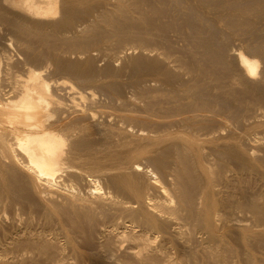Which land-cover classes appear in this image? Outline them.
Masks as SVG:
<instances>
[{"label":"bare ground","instance_id":"bare-ground-1","mask_svg":"<svg viewBox=\"0 0 264 264\" xmlns=\"http://www.w3.org/2000/svg\"><path fill=\"white\" fill-rule=\"evenodd\" d=\"M5 1H6V3L8 2L10 6H12L13 8L16 9V10L14 9L15 10L14 12H17L16 15H17L18 19L16 17V20H15L14 19L15 16L10 15L11 18L13 17V19L15 21L14 22L12 21L13 23L11 21H8L9 25L7 24V21H5L6 24H4V25H6V28L8 26L10 28V30L13 31L14 37H16V41L15 40L14 41L17 42L18 46L17 45L16 46L19 47L20 50H18L19 55H18V51L16 52V54H15L16 57L13 56L14 54L10 56L6 50L7 49L6 46H9V44L8 43H5V44L2 43L3 47L0 46L1 47L0 48V65H1L0 68L2 67L1 63H3V65L5 64L4 66H7L6 68H8V69L12 70V68H13V70H14V67H15V69L18 68L21 71L19 70L20 74L18 73L19 71L17 72V75L14 78L13 86H12L11 90L8 91V90L0 89V220H2V221L3 220H9L10 221V219L7 215V214H9L12 217V221L16 222V223H14L11 221L10 225L12 226L13 225L12 223H14L16 225L19 223V225H17V227H19V226L20 227H19V229L14 228V231H9V230L3 231L4 229L6 230L8 228H4L2 226V229L3 228L4 229L2 230V232L0 230V260H3L5 255L9 256L8 255V253H9L10 255L12 254V258H14V259L9 260L8 259L9 257H8L7 260L8 261H17V262H20V264H22L21 261L24 259L30 260V258L32 257L31 259L33 260L34 256H35L34 257L35 261L37 259L36 256H45L47 258L49 257L53 264H63L65 262V259L69 258L68 264H70L69 263L70 262L69 260L71 259L70 255L74 254V256H77V255H75V253L81 251L79 249L80 247L78 248L76 246V244H77L76 241L78 242L79 239L76 240L75 232L73 231V224H75V221L73 222V219L80 218V216L82 218V216H84L85 218L87 217L86 218L87 221L84 220V222L86 221L87 225H88V222H89V224L93 223L94 219L96 220L94 223H96L98 220L100 221V224L97 223L98 228H99V229L97 228L98 229L97 235H99L98 240L99 239L102 240L105 237H108L109 234H111V235L114 234V236L117 235L118 236L117 238L121 241H123V240L126 241L128 238V240H129L128 243L130 242L128 245H130V246L127 249L130 252H128V251L127 252L130 255H132L134 257V259L136 258L135 260L138 261L139 264H152L154 261L156 262L159 259V257L164 259L162 261L163 264H164V262L169 263V262H172L173 260H177V262H178V259L180 260L181 257H184V259L182 258L183 260H180L181 262L184 260L186 261L185 256H187V251H184V248H186L187 245H185V243H187V240L188 241L190 240L189 242L191 244L194 243L191 241V239L189 237H188L189 238L188 239L187 238L188 235H186V231H187L186 227L188 225L191 226V224L189 223L190 221L196 220V221L200 222L201 228H200V226L199 227L197 226L199 223L197 225H196L195 221L193 223H195V227L197 226L198 228L201 229V230L199 229L200 231L204 230V232H205V234H207V236H209V237L211 236L212 237L211 239L215 238V234L219 233V230H218L219 228L225 226V225L222 226L223 225L222 221H224V219L221 220L222 210H220V209L223 206L221 208H218L219 205H221L220 202L224 203L221 201V196H222L221 190L222 189L219 187V184H218L219 182L217 181V175H216V168H218L217 167L218 165H216V164H219V162L216 163L217 162V161H215L216 157L214 158L215 153H216L215 156H218V155L221 156L223 153L220 154L221 153V151H220L218 154L216 151V146L218 145L217 140L219 139V136L217 134V131L219 132V130H218L219 126H218V128H217V126H214L215 125L214 121H215V123L218 122V124H219V121H217V120H219L218 118L220 117L219 115L221 113L218 114L219 108H218V112H217V104L223 103L224 101H222L223 98H221V96L218 93H219V89H221L223 87L226 88V84L228 83L227 77H226L227 82H226V80H224V78L222 79L223 76L220 77L214 73L213 74L215 76L214 75L210 76V74H209V76H207L208 79H205L206 77L203 78L204 76L203 77L201 76V78H200V75H204L207 71H205V73L203 74V71H201V68H200V70H198L196 72L193 71V73H191V71H189V72L187 71V73H186L185 70L190 69L187 67L189 64H184L185 61L183 63L182 60H180L178 58V56L177 57L175 56L174 58H169L167 56L168 53L167 54L163 53V51H164L163 48H162L163 49L162 52H158L156 49H152L153 47L150 48L151 50L147 49V50H150L148 52L156 54V55L155 54H153V55H155V58H158L157 61L163 55L161 57V60L162 61L164 60L163 62H165V59H162V58H164V56L166 55L165 57L167 60L176 63V64L173 63V66L171 65V67L174 68V69L173 68L172 69L175 72L176 71L179 72L178 69H180V68L181 69L186 68L185 70L182 71L183 75H180V74H177V72L176 73L174 72V74L176 76H178V79H176V80H175L176 77H173L174 75L170 74V76L168 77L166 75L167 73H163V75L164 74L166 75V77H167V78L165 77L166 79L162 78V80H161V76H159V75L158 76L155 75V76L157 78L159 77L160 79H155V80L150 79L151 81L160 85V87H159V85L152 84L156 87L158 86V88H159V89H157L158 96L161 98L164 97V99H166L170 102L172 101L173 107H174V104H176V105H177V103L181 104V110L178 108L180 112L175 111L176 109L174 110V108H175L174 107L173 110L177 114H174L172 117L170 115H166V114H165L166 116H164L163 114L167 113L171 109H169L168 107L166 108V106L165 107L162 106V108H163V111H162L163 116L162 117L163 118L160 116L162 119L161 120L162 124H160L161 127H159L158 129L155 127V130L151 129L152 132H150L148 134H147L148 129L147 130L144 129L147 132L144 133V135L142 134L143 136H141V134L136 133V134H138L139 139L138 138L134 139L133 137H129L130 131H128V128H127V131L129 133H127V134H129V136H128L129 140L127 138H125L124 136L127 135L126 134L127 131L124 128H126V126L124 128H122L123 130L118 129L117 132L121 131V136H123L122 132H123V134H125L123 137L126 139V141L123 139L122 144H123V146L125 145L126 147H124L122 149H125V148L126 149L122 150V151L118 150V151L113 152L111 150H108L109 148L106 149L107 147L106 148H103V147H105L107 145L112 146L113 144H115L112 141H114V142L118 141L117 139H116L117 141L111 140V139H113L114 136H118V135L113 134V133H117V132L113 129L112 126H111L112 131L109 130V129H111L110 127L108 129L109 132L104 131V130L106 129V127L108 128V126H105V125H108L107 123L110 121V118L113 115V113L115 114L114 110L117 108L113 109L110 106V108L114 112L112 110L111 111H107L104 109L101 110V108L104 107L103 104L105 102H107L108 100L102 103V101H104L106 99L103 97L104 98V100H103L102 98L99 97L100 95L104 96V95H111L110 93L113 94V92L108 91L107 90L108 88H106V85H108L110 83V81H109V83L108 82L105 83V81H108L109 78H107L108 80H106V77H104L105 81H103L104 79L102 78V76H104L103 74L105 73L106 69H108L110 67H109V65H107L108 64L107 63L105 65V67L103 65L101 66V67H103V69L102 68L100 69L99 67H98V69H96V68L93 69L94 68L93 64L95 63V60L98 63L97 58L99 57L98 56L99 54H101L102 57L101 56L100 57L103 58L104 60L107 59L108 60L107 62L110 61V62H114V63L116 62L117 63V62H119V60L123 59L127 55L130 57L131 55H129V54L131 52L134 53V51H136L134 49V47L125 46V47H123L124 49L121 47L122 51H120L119 48H117L118 50H115L116 47L114 48V46L119 45L121 41H119V44H118V42H116L117 40H114L117 43L114 45L115 42H113L112 39H114L116 36L114 37L113 35H115V34L117 35V33L113 34L114 32H112V27L108 26L110 24L107 25V23H109V22L104 23L110 29V32H109L108 31L109 29H107V27L105 26L106 27L105 29L107 30L108 35H109V33L112 32L113 35L112 34L111 35L114 38L107 36V38L109 37L110 40L104 39L103 42L101 39V42L103 44L101 43V45L99 46L98 49L96 48L97 46L92 49V50L95 49L96 53L99 52V54L97 55L98 57L95 56V54H94V57H97L94 61L92 60L94 63L92 62V64H89L86 61V63L91 65L93 68L92 67H91V69L88 68L89 70L84 71L83 73H79V72H74L72 70H69L68 68L67 69L61 68V66L56 67L57 63L54 60L56 56L52 51H51V53L49 52L50 46L49 47L45 46V47H47L46 49L49 50V51H47V53L48 52L50 54L53 53L52 56H55V57H52V56L50 57L49 56L50 54L47 56L45 53L44 54L46 56L41 54L43 56V57H41L39 55L41 50H38L37 53L35 51L33 52V50H31L32 48H30V46H32V44L34 45V43H33L34 40L32 39L33 42L30 40V38H32L33 36H29L28 39L24 37V34L29 33L31 30L35 31L34 33H38V35L39 34L42 36L44 35L47 38L50 37V39L51 38H53V39L54 38L55 39L66 38L65 40H68L69 39L68 36L70 34H72L74 36L78 35L80 37V35H83L86 32V30H91L94 25L100 24L101 21H103V20L105 21V19L106 18L108 19V17L110 15H111L110 18L113 17L115 13L114 14L112 13L114 10L111 12L112 9L110 7L112 5L109 7V6L105 5V3H103L102 5H104V6H102L100 9H98L95 13L93 11H95L96 8L95 9L91 8L92 12L94 14L89 13V14H92L90 17L79 20L78 22L77 21L74 22L73 20L75 18L72 20L68 16L71 13L70 11H69L70 13H68L69 6L74 0H5ZM76 1L78 2L79 0H76ZM178 1H180V0H177V2H176L177 5L180 4V2L182 0L180 2H178ZM190 1L193 3V5L190 4V6L192 7L191 10L195 14H197L194 11V10H196V9H194L196 6H197V11H199V13L205 12L207 14H212V16H209V15L207 16V14H206L205 15L206 17L199 14L198 16L200 17V15H201L203 17L202 18L203 20L200 18L202 21L199 22L200 21V19H199L198 22L195 21V23H198V24H194L193 21H189L191 19L189 17L191 14L189 11L190 8L188 10V8L186 7L187 10L189 11V13L187 11L189 16L185 12L187 17L189 18V19L187 18L188 19L187 21L189 23L193 22L190 24L187 23V25H189L188 28H191L190 29L191 31L193 29H196V28H200V29L202 27L206 28L205 26H207V28L210 27V29L215 30L214 25H216L215 24L216 19L221 20L222 18H223V22H224V19H225V21L226 20L231 21L230 26L236 27V31H237L239 19H237V21H238V22L236 21L237 23L233 24L234 20L236 18L230 17V15L236 14L237 16L236 15L235 16L238 17V15H239L238 13H241V12L246 13L247 11L250 10L248 5L251 2L252 3L255 2L254 0L253 1L252 0H244V1L243 0H190ZM257 1L259 2L261 0H257ZM80 2L81 1H79V3H77V4H82ZM85 2H87V1H85ZM93 2H94V0H93ZM147 2H149V1H147ZM173 2H174V0H173ZM87 3H88V5H86V6H88V7H90L92 5V3H91V5L89 6V2H87ZM101 3H100V5H101ZM157 3H159V2H157ZM196 3H198V4L196 5ZM259 4H261V3H259ZM73 5H75V4H72V6ZM93 5H95V4H93ZM168 5H170V4H168ZM250 5H252V4H250ZM254 5H257V4L253 3L252 6H254ZM76 6H78V5H76ZM81 6H84V5H81ZM121 6L122 5H120V7ZM133 6L134 5H132V7ZM185 6H187V4ZM261 6H262V4H261ZM74 7H72V9ZM78 7H80V5ZM115 7L116 6H114V8ZM152 7L153 6H151V8ZM171 7L172 6L170 5V8ZM85 8H82L81 11L83 9L85 10V12L87 11V9L89 10V8H87V9H85ZM155 8H153V10H155ZM180 8H181V5H180ZM180 8H178V9H180ZM255 9L258 10V8H255ZM261 9H262V7H261ZM2 10H4V9H2ZM2 10H0V12ZM70 10H71V8H70ZM115 10L117 11L118 9H115ZM123 10H125V9H123ZM176 10H177V8H176ZM120 11H121V9H120ZM183 11H185V9ZM261 11H263V9ZM74 12L76 13V10ZM252 12H254V15H255L256 10L254 11L252 9ZM73 13H71V16H73ZM75 13H74V15H75ZM77 13L79 15V11ZM176 13L178 14V11H176ZM181 13H183V12H181ZM8 14H9V12L5 15L8 16ZM80 14H82V13H80ZM86 14H88V13L86 12ZM132 14H135V13H132ZM151 14H152V12H151ZM179 14H180V12H179ZM195 14H193L194 17L196 16ZM261 14H260V18L262 16ZM78 15H76V16H78ZM123 15H122V17H123ZM142 15H143V13H142ZM182 15H185V14L183 13ZM254 15H253V17H254ZM257 15L258 14L256 13L255 16L257 17ZM2 16H4V14ZM2 16L0 14V18ZM115 16L117 17V15H115ZM246 16H248V15H246ZM251 16H252V14H251ZM251 16H248V18L244 17L242 24L246 23V24H248V26L249 25L251 26V23H252V25L255 26V28H256L257 27L256 25L259 23L256 21V19H258V18L254 17V20H255L254 21V20H252ZM73 17H75V16H73ZM159 17L160 16H158V20H159ZM8 18L10 20H13L10 17H8ZM19 18L21 19L20 20L21 22L19 21ZM123 18H125V16ZM240 18H242V17H240ZM260 18H259V20H260ZM9 19L6 18V20H9ZM112 19H115V18L113 17ZM112 19H108V21L110 20V23L112 21L114 22L115 20H112ZM116 19H118V18H116ZM261 19L263 21H260V22H264V18H261ZM154 20L157 21L156 19H154ZM165 20H163V21H165ZM174 20H175V18H174ZM2 21H3V19H2ZM118 21L119 20H117V22ZM182 21H183V19H182ZM133 22H134V20H133ZM151 24H154V23L151 22ZM173 24H174V22H173ZM10 25H11V27H10ZM100 25H103V23H101ZM112 25H113V23L111 24V26ZM116 25H113V26H116ZM144 25H145V23H144ZM161 25H163V24H161ZM240 25H239V28H240ZM243 25H242V27H243ZM258 25H260V24H258ZM91 26H92V28H91ZM96 26H94V28ZM133 26H135V25H133ZM175 26H177V25H175ZM250 26H249V28H250ZM89 27H90V29H88ZM97 27L99 28L100 26H97ZM103 27H104V25H103ZM126 27L127 26L125 25L124 28H126ZM227 27H229V26L227 25ZM261 27H263V26H261ZM100 28L102 29V27H100ZM120 28H122V26L119 27L118 30H116V31H120L119 30ZM99 29H97V30H99ZM101 29H100V31H101ZM114 29L115 28H113V30ZM153 29H154V25H153ZM162 29L163 28H161V30ZM172 29H174V28H172ZM251 29L254 30L253 27L250 28V30ZM106 30L103 31V29H102V32H106ZM123 30L126 32L125 29H123ZM123 30H121V31H123ZM128 30H130V29H128ZM136 30L137 29H135V31ZM262 30L263 29L258 31L255 29V31H253V32L251 30L250 32H252L253 37H249L248 39H246L248 42L247 44L251 45V47L254 48L255 50H259L261 47H264V33H261ZM180 31H181V28H180ZM191 31L188 33H192ZM204 31H202V32H204ZM92 32H94V29L92 30ZM125 32L124 33L122 32L123 35H125ZM132 32H131V34L135 33V32H133V33ZM165 32H166V29H165ZM193 32H196V31H193ZM240 32H241V30H240ZM89 33H91V31ZM122 33H121V35H122ZM158 33H160V32H158ZM197 33H199V32H197ZM210 33L213 34V32H209V33L207 32V34H208L207 38L208 39H205V40H208L211 43V42L215 41V37H214L215 35L211 34V36L214 37V41H212L213 37L209 38ZM93 34H94L93 36H95V33H93ZM97 34H99V33H97ZM102 34H100V35H102ZM30 35H33V34H30ZM40 35H39V37H42ZM121 35L119 37H121ZM128 35H129V31H128ZM192 35H194V34H192ZM223 35H225V34H223ZM74 36H72V37L74 39H77V37H74ZM84 36L85 35H83V37ZM93 36H90V37L92 38ZM136 36H138V35H136ZM151 36H152V34H151ZM246 36L248 37V35H246ZM39 37L37 36L38 39H39ZM83 37L81 38V40L83 39ZM90 37H89V39H90ZM95 37H97V36H95ZM117 37H118V35H117ZM10 38H11V36H10ZM139 38H140V36H139ZM185 38H187V37H185ZM205 38H206V36H205ZM38 39H36V40L39 43L41 41V38L39 40ZM44 39L46 40V42L47 41L50 42L49 38H48V40L46 38H43L42 40H44ZM53 39H52V43L55 42V43H57V46H58L59 43L56 42V40L53 41ZM86 39H87V37H86ZM218 39H221V38H218ZM118 40H119V38H118ZM190 40H191V38H190ZM197 40H194V41H197ZM7 41H8V39H7ZM63 41L64 40H62L61 42H63ZM84 41H86V40H84ZM87 41H89V40H87ZM126 41H127V39H125V42ZM131 41H133V40H131ZM142 41H145L143 39V37H142ZM151 41H153V40H151ZM184 41H186V40L184 39ZM201 41H203V39ZM217 41L218 40H216L215 42L217 43ZM37 42L35 41V43H37ZM59 42H60V39H59ZM67 42L68 41H66V43ZM78 42H82V41L79 40ZM78 42H76V43H78ZM128 42H130V40ZM135 42H134V44L136 45ZM192 42H191V44H192ZM218 42H220V40ZM71 43L72 42H70V43L68 42L67 44L70 45ZM122 43H124V42H122ZM122 43H121V45H122ZM187 43H189V42H187ZM202 43H204V42H202ZM202 43L200 42L201 45H202ZM210 43H209V45H210ZM222 43H224V44H222ZM222 43H220V44L221 45L229 44V41L226 43H225V41H223ZM42 44L45 45L46 43L45 44L42 43ZM94 44H95V41H94ZM94 44H91V45H94ZM146 44H148V42ZM212 44L213 43H211V45ZM43 45L41 46V42H40V45L37 44L38 49H42ZM50 45H53V44H50ZM60 45H61V43H60ZM62 45L65 46L64 43ZM62 45H61V47H63ZM77 45H79V44H77ZM145 45L143 47H145ZM209 45L205 44L204 47L209 48L210 47ZM255 45H257V46H255ZM39 46H41V47H39ZM169 46L171 47V45H169ZM34 47H36V46H34ZM54 47H55V45H54ZM212 47H214V46H212ZM224 47L226 48V46H224ZM248 47L249 46H247V48ZM64 48L65 47H63L61 49L63 50ZM66 48H65L66 51L70 50V49H68L69 46ZM74 48L75 47L73 45V48H71V49H74ZM76 48H77V46H76ZM229 48H231V47H229ZM33 49H35V48H33ZM50 49H52V48H50ZM78 49H79V47H78ZM87 49L90 50L91 48H87ZM87 49L83 48L82 50L86 51ZM96 50H98V51H96ZM235 50L236 49H234V51H233L234 53H233L231 59L233 58V56L235 57V59L237 61V69L240 71L239 75L238 74L236 75V73H238V72L235 71L236 72L235 76L238 78L241 74V80H243L244 82H250V83L255 82V84H253V83L252 84L257 85V87H259L258 84L260 85V84L264 83L263 82L264 79H263V81L261 79V78H264V66L262 67L260 65V64H262L261 62H263V64H264V51L261 52L262 56H261V53L259 54L260 56L259 55L257 56V55H255V53L253 55V52H255V50L254 51L252 50L253 52L251 53V56L253 55V57H249L248 54L246 55L245 52L240 51V48H239V50H236V51ZM248 50H246V51H248ZM43 51H44V49L42 50V52ZM55 51H56V49L54 50V52ZM64 51H63V54L66 53V51L65 52ZM71 51L73 52V50H70L69 53ZM76 51L77 50H75V52ZM78 51L80 52V50H78ZM141 51L142 50H140V52ZM224 51H226V50H224ZM45 52H46V50H45ZM57 52H58V54H59V52L61 54L62 51L58 50ZM212 52L210 51V53H212ZM250 52H248V53L250 54ZM76 53L78 54V52H76ZM86 53L80 52L79 53V54H81L80 57H83L82 54L85 55ZM89 53H91V52H89ZM136 53L137 52L134 53L135 56L137 54L140 55L139 53H137V54ZM145 53L146 52L144 50L143 55ZM75 54H74V56H75ZM146 55H149V54L146 53ZM171 55H169V56H171ZM174 55H175V53H174ZM225 55L228 56L229 54H225ZM69 56L71 57L72 55L70 54ZM86 56H85V59L86 58L89 59L88 53L86 54ZM182 56L183 55H181V57ZM188 56H189V54H188ZM230 56H231V54H230ZM255 56H257V57H255ZM58 57H61V56H58ZM62 57H63V55H62ZM64 57H63V59H64ZM66 57H68V55ZM70 57H69V60H70ZM76 57H77V55H76ZM76 57H75V59H76ZM131 57H130V59H131ZM171 57H173V56H171ZM223 57L221 56V58H223ZM52 58H54V59H52ZM152 58H154V57H152ZM175 58H177V59H175ZM221 58H219L220 62H221ZM60 59L62 60V58H60ZM90 59H92V58L90 57ZM134 59H135V57H134ZM77 60H79V59H77ZM100 60L102 61V59H99V61ZM125 60L126 59H124V61ZM187 60H189V59H187ZM212 60H213V58H212ZM225 60H227V58ZM232 60H234V58ZM56 61L58 62L59 60H56ZM65 61H67V60H65ZM160 61L157 63L159 64ZM236 61H235V63H236ZM70 62H73V61H70ZM172 62H169L168 65L171 64ZM120 63H123V61ZM154 63H153V65H154ZM231 63H230V65H231ZM68 64L71 65V63H69V62L67 63V65ZM101 64H104V63H101ZM206 64H208V62ZM209 64H211V63H209ZM61 65L63 66V64H61ZM74 65L75 64H73V66ZM89 65H87V67H90ZM95 65H96V63H95ZM153 65L151 67H153ZM168 65H166V68L168 67ZM227 65H228V63H227ZM82 66H84V65L82 64ZM114 66L111 67V69L114 68ZM116 66H117V68L119 67V65H116ZM116 66H115V68H116ZM135 66L136 65H134L133 68ZM193 66H194V64H193ZM260 66L263 68L262 70H260ZM54 67H55V69H54ZM59 67L61 69H58ZM65 67H66V65H65ZM75 67H76V65H75ZM78 67L80 68L81 66H78ZM123 67H124V65H123ZM130 67H129V69H131ZM163 67L165 68V66H163ZM126 68H128L127 65H126ZM140 68H141V66H140ZM140 68H139V70H140ZM162 68L159 67V69H155V70L157 71V73H161L160 69L162 70ZM116 69L114 70L115 72L113 71L114 73L113 72H111V73H113V76L117 77L119 74L117 75L118 70H116ZM147 69H148V67H147ZM172 69H171V71H172ZM234 69H236V68L234 67ZM17 70H15V71H17ZM126 70L127 69H125V71ZM155 70L153 69L152 71H155ZM107 71H106V73H107ZM141 71H142V69H141ZM169 71L170 70H167V72H169ZM229 71H231V69ZM80 72H82V71H80ZM122 72H124V70H122ZM147 72H148V70H147ZM162 72H163V70H162ZM209 72L212 73L211 71H209ZM131 73H132V71H131ZM157 73H155V74H157ZM233 73L234 72H232V74ZM101 74H102V76H101ZM184 74L185 75L188 74L187 79H185V77L183 78ZM163 75H162V77H163ZM95 76H99L103 80H100L99 78L97 79V77L95 78ZM116 77H113V78H116ZM133 77H134V75H133ZM232 77L233 76H231V78L229 77L230 83L235 84L238 79L236 77H233V78ZM113 78H111L110 80H113ZM259 79L263 83H260ZM125 80H127V79H125ZM115 81H117V80L114 79L113 82H115ZM118 81H119V79H118ZM145 82H147V80ZM145 82H144V84H145ZM237 82H239V83L242 82V81L240 82V77H239V80ZM244 82H242L243 83L242 85L245 87V84L247 85V83L244 84ZM130 83H132V82H130ZM195 83H196V85H193ZM112 84H111L112 88H113L114 84L117 86L116 83H112ZM119 84H122V83H118V86H121ZM138 84H140V83H138ZM108 86L110 87V85H108ZM136 86L140 87L139 85H137V83H136ZM232 86H234V85H232ZM235 86H236V84H235ZM249 87H251V84ZM261 87H263V86H261ZM143 88L141 87V89L139 88L138 90H142ZM233 88H231V89H233ZM135 89H137V88H135ZM228 89H229V86H228ZM242 89H244V88H242ZM251 89H249V90L251 91ZM114 90H115V88L113 89V91ZM120 90H121V88H120ZM138 90H136V91H138ZM155 90L153 89L154 92H155ZM252 90H256V89H252ZM123 91L121 92V94L123 93ZM119 92H116V93L118 94ZM139 92L141 93V91H139ZM144 92H147V90H145ZM238 92H240V91H238ZM146 94L147 93H144V95H146ZM148 94H149V92H148ZM114 95L117 96L116 94H114ZM114 95L112 97H115ZM141 95H139V96H141ZM112 97L108 96L107 98L112 99ZM143 97L144 96H142V98ZM255 97H254V99H255ZM161 98H159V99H161ZM219 98H221L222 102L220 101ZM122 99H124V98H122ZM244 99H247V98H244ZM251 99H252V97H251ZM115 100H117V99H114V101ZM249 100H250V97H249ZM117 101H115V102H117ZM247 101H248V99H247ZM109 102H110V100L108 101V104H109ZM156 102L157 101H155V103ZM110 104H112V103H110ZM115 104H118V102ZM115 104H113V105L115 106ZM161 104H162V102H161ZM109 105H108V107H109ZM119 105L120 106H118V107L122 108L121 106L124 105V103H122V105L121 104H119ZM129 105L130 104H128V107H129ZM177 107H178V105H177ZM129 108L128 109L131 110V107H129ZM123 109H126V108L120 109V112ZM105 112H107V113H105ZM127 112H130V111H127ZM123 114H125V113H123ZM129 114L125 115V116L128 117ZM131 114H132V112H131ZM133 115H134V113L132 114V116ZM141 115H143V114H141ZM144 115H143V118H144ZM258 115L259 116H256V117H261L264 114L260 115L258 113ZM120 116H122V115L120 114ZM169 116L171 118V119L169 118L170 120L168 119ZM194 116L197 117V119H198V117H201L202 119L200 118V120L204 119L202 121V123L205 122L206 120H207V122H208V120L211 122V120L213 119L214 121H212L213 122L212 127H210V128L204 127L203 128V126L205 125L206 122L204 124H202L203 126H201V125H199V121L197 119L192 118ZM101 117L103 119H101ZM114 117H115V115L113 116V118ZM135 117L136 118L138 117V119H139L138 121H140V119L143 121V119L141 117L139 118L138 114H137V116L135 115ZM153 117H154V120H156V116H153ZM122 118H124V117H122ZM133 118H134V116H133ZM173 118H175V119H173ZM125 119L128 120L126 117H125ZM131 119H132V117H131ZM132 120H135V119H132ZM158 120L159 119H157L156 122ZM114 121L116 122V120H114ZM142 121H141V123H142ZM146 121L148 123L152 122V120L149 122L148 119ZM145 122L143 121V123H145ZM154 122H153V124H154ZM159 122L160 121H158V123ZM111 123L112 124H109V126L114 125L113 122H111ZM116 124H118V123H116ZM208 124L206 123V125H208ZM146 125L145 126L143 125V126L146 127ZM157 125L158 124L153 125V128H154V126H157ZM162 125H163V127H162ZM210 125H211V123H210ZM150 127H148V128H150ZM124 130H125V133H124ZM135 131L137 132L136 129H135ZM102 132L103 133L107 132V134L108 133L110 134V132H111V134H113V137L111 134H110L111 136H107L105 134L109 138L112 137V138H110V141L113 143L112 145H110V143L107 142L109 138L108 139L105 138L106 140H104V138H102V139L98 138V142L100 141L101 144L103 143L100 146H103V147L102 148L97 147L99 145H96L97 143L95 141L96 140L95 137H100V138L106 137ZM133 133H135V132H132V134ZM102 134H103V136H102ZM136 134H134V135H136ZM97 135H99V136H97ZM118 137H115V138H118ZM134 137H136V136H134ZM130 138H132V139H130ZM221 138H222V136H221ZM259 138H258V140L260 141ZM121 139H119V141ZM118 144H120V143H118ZM118 144H115V145H118ZM115 145H113V146H115ZM113 146L110 149H112V150L114 148L119 149V147H120V146L119 147L117 146V147L113 148ZM121 147H122V145H121ZM121 147H120V149H121ZM218 149H219V147H218ZM98 152H100L101 156H99L97 154ZM244 159L246 160L245 157H244ZM216 160H218V159L216 158ZM143 162H145L144 164H146L148 162L149 165H151V169L149 168L150 166L149 167L144 166ZM108 165L109 166L111 165L110 169H109V167H107ZM251 171H252V169H251ZM96 173L100 174V177L102 175L101 178L104 180V183H103L105 186L104 189L101 187L98 188V181L99 180H97V174ZM8 175L10 176V178H8ZM11 175L12 176L14 175L13 177L16 178V180H15L16 182L22 183L26 187H27V185H25V184H28V186H29L28 188H30V187L32 188V194L30 191V194H28V196H29V198H31V195H32L36 199L35 200L36 205L33 206V203H31L34 209L32 208L31 205L26 206L23 203V201L26 200L25 196L24 197L22 196L23 193L21 191H23V190L20 191L18 188L12 187L13 185L12 186L10 185L8 180L11 179V177H12ZM4 176H6V177H4ZM100 177L98 176V178H100ZM6 178H8V179H6ZM218 178L220 179V177H218ZM13 180H14V178L11 181H13ZM79 180L85 181L86 183H89L90 187H92L93 190L91 188L87 191L82 192L83 190L81 191L80 188H78L79 186L77 187V183L79 182ZM15 181H13V182L15 183ZM80 182H79V185H80ZM19 183H18V185L20 186ZM22 184H21V186H23ZM220 186H221V184H220ZM24 194H25V192H24ZM27 200H29V199H27ZM30 200L32 201V199H30ZM30 200L28 202H31ZM222 205H224V204H222ZM237 205H239V204H237ZM35 206L37 207V209L35 208ZM257 210H260V209H257ZM35 217L39 221L41 220V222H43V223L40 222L39 225L42 226V224L43 225L45 224L44 227L37 229L36 226H38V225L35 224L36 225V226L34 225V227L36 228L35 229L32 226L31 222ZM229 218L231 219V217H229ZM218 221L222 222V223L220 222L222 224L221 226H220V224L218 225ZM225 221H227V220H225ZM235 221H237V220H235ZM72 222H73V224H72ZM4 223H6V221H4L3 224ZM7 223H10V222L7 221ZM21 223L23 224V226H21L22 225ZM34 223H38V222L34 221ZM1 224H2V222H1ZM86 224H85V226H86ZM216 224L218 226V229H217L218 232L214 233V229L216 231V228H215ZM225 224H226V222H225ZM116 225H118V226H116ZM80 226L81 225H79V226L76 225V227H78L79 230L81 229ZM192 226H194V224ZM192 226L190 227V229L195 230L194 227L192 229ZM229 226H232V225H229ZM241 226H242V224H241ZM8 227H10V226H8ZM13 227H12V230H13ZM38 227H40V226H38ZM242 227H244L246 229V226L243 225ZM190 229H189V233H190ZM227 230L228 229H226V232H227ZM248 230H246V231H248ZM243 231H241V233ZM204 232H202V233L200 232V233L204 234ZM226 232H224V233H226ZM227 233H230V232H227ZM198 234H197V236H198ZM246 234H247V232H246ZM262 234H264V233H262ZM190 235L191 234H189V236ZM219 235H221V233ZM234 235H235V233H234ZM243 235H245L244 232H243ZM243 235H240V233H239L238 238L240 236V239H242V240H244L246 238H248L247 240H249L250 237L245 238V237H243ZM249 235L250 234L248 233V235H245V236H249ZM191 236H193V234ZM197 236H194V237H197ZM205 236H204V242L206 239ZM218 236H216V238ZM229 236H231V235H229ZM258 236H256V237L258 238ZM198 237L197 238L199 240L203 239L201 236H198ZM209 237H207V239ZM251 237H252V235H251ZM197 238L195 240L194 245L197 243L196 242ZM216 238L213 240L210 239L213 243L211 241H209L213 244L214 248L212 249L209 246H207V248L208 247L210 248V250L208 248L210 254H211L210 251L214 250L213 252L218 253L219 256L217 254L215 255V253H214V255H211V256H214V258H213L214 260L212 259L213 262L211 261V259H209V260L213 264H214V261L217 260L216 261V263H217L218 258H215V257L218 256L220 259L219 262L220 261L223 262V260H224L225 262H227V264H230L231 260H228L230 258L227 259L229 261V263H228V261L226 260V256H225L228 253L227 254L225 253L226 251H225L224 244H227V243L223 242V240H226L227 238L224 237L225 239H223V237H222V239H223L222 240L223 243L221 242L222 244H220V242L218 244V241H220L221 238L218 237L219 238L218 240ZM234 238H235V236H234ZM261 238H262V235H261ZM192 239H194V238H192ZM207 239H206V241L208 242L209 239L208 240ZM228 239L226 240V242L228 241ZM100 240L98 241L99 242L98 245H100V243H101ZM105 240H102V242L105 243ZM234 240H236V239H234ZM242 240H240V243ZM247 240H245V241H247ZM259 241H261V240H259ZM111 242H113V241H111ZM200 242H201L200 245L202 246L201 248L205 249L203 251L204 254L207 255L208 252L206 253V251H208V250H206L207 249V248H205L206 245H204L206 242L203 244L205 247H203V245H202L203 240L202 241L200 240ZM235 242H237V241H235ZM242 242L245 244L244 241H242ZM106 243H108V242H106ZM109 243H110V241H109ZM123 243H122V247H123ZM261 243H260V245H261ZM61 244L63 247H61ZM169 244L172 246L174 245L175 247L174 248L172 246L169 247ZM187 244L189 245V243H187ZM206 244L209 245V243H206ZM248 244H249V242L247 243L246 246L245 245L244 246L250 247L251 244L250 245H248ZM77 245H80V244H77ZM109 245H111V243ZM194 245H193V247H194ZM197 245L199 246L198 243H197ZM218 245H222L224 247V250L221 251L222 248L220 249L219 248L220 246L218 247ZM238 245L240 246V244H238ZM113 246L114 245H112V247ZM118 246L120 247L121 244H119ZM118 246L116 244V248ZM263 246H264V244H263ZM50 247L52 248V250L51 251L47 250V248H50ZM65 247H68V249L70 247L71 251H68V253L72 252V253H70L69 256L67 255L68 256L67 258H66V253H65L67 251H66ZM122 247H121V249H119V251L123 249ZM176 247H177V249H176ZM178 247H181V248H178ZM191 247L188 246V250L190 249V251H191ZM227 247H228V245L226 246V248ZM245 247H244V249H245ZM104 248H107V247L104 246ZM116 248H114V249H116ZM169 248H173L175 250H173V249L170 250ZM199 248H200V246H199ZM229 248L230 247H228V249ZM231 248H233V247H231ZM236 248H235V251L238 250V249L236 250ZM101 249H103V248H101ZM107 249L109 250V248H107ZM241 249H242V247H241ZM45 250H47V251H45ZM126 250H124V251H126ZM195 250H198V249L192 248L191 253H193ZM246 250H247L246 252L248 254L245 253V250L243 252L246 254L244 256L247 257V256H249L250 252H249V248ZM95 251H97V250H95ZM119 251H118V253H119ZM190 251H188V253ZM91 252H90V254L84 253L83 256L86 255V257H83L80 253V257L81 256L83 257V263L82 264H88V263H84V261H86L89 258L87 256H90ZM112 252H113V250H112ZM116 252H117V250H116ZM184 252L186 253V255H183ZM196 252L198 253L199 251H196ZM234 252H233V254L237 253V252L236 253H234ZM110 253H111V251H110ZM110 253L109 252L106 253V251H105V254L104 253H102V254L107 255L109 257L110 255H108V254H110ZM113 253L111 255H112V257H115V259L113 258L114 260L120 259L119 254H118L119 258H116L117 253H116V255H114L115 253L114 254ZM202 253L200 252V254H196V255L189 254L191 256L189 257V255H188L187 257L191 258L192 256L193 257L197 256V255L201 256ZM230 253L231 252H229V254ZM76 254H78V253H76ZM102 254H100L101 256L98 254L99 257L103 258ZM124 254H125V252H124ZM174 254H176L180 258L176 257ZM204 254H203V256H204ZM233 254L231 253L230 255H233ZM122 255H123V253H122ZM130 255L129 256L127 255L128 258L130 257ZM173 255L176 258H174ZM228 255H227V257H228ZM199 256H198V258L196 257V259L195 258L193 259L194 264H197L195 261L197 259H201V260H199L200 263L202 262L204 264L205 261L202 259H204V257H207V256H204V257L203 256L199 257ZM208 256H210V255H208ZM45 257H43V258H45ZM122 257L120 259L121 261L119 260L120 263L122 262ZM246 257H245V259L248 258L247 260H249L251 258V256H250V258L249 257L246 258ZM43 258H42V261H43ZM94 258H96V260L100 259V258L97 259V257H94ZM126 258L127 257H125V259ZM221 258H222V260H221ZM5 259H6V257H5ZM18 259H19V261H18ZM72 259L75 260L74 258H72ZM89 259L90 260H87V261H90V263H91L92 258H89ZM113 259H112V261H113ZM125 259H123V264L125 263V261H126V264L127 263L129 264L130 261H127L129 259H127V260H125ZM134 259L130 258V260H132V261ZM259 259H261V258H259ZM263 259L261 261L260 260L259 261L262 262ZM29 260L27 261L28 263H29ZM46 260H48V259H45V261ZM96 260H95V262H96ZM102 260L103 259H100V262ZM191 260L192 259H190V260L188 259L189 262ZM205 260H206V258H205ZM51 261H48V262H51ZM80 261H82V260H80ZM109 261H111V260L109 259ZM250 261H253V258H251ZM23 262H26V261H23ZM38 262H40V258H39ZM38 262H36V264H38ZM92 262H94V261L92 260ZM95 262L93 264H95ZM117 262H115V263L117 264ZM189 262H188V264L191 263V262L190 263ZM225 262L223 264H225ZM233 262H234V260H233ZM233 262H231V264H234ZM254 262H256V260ZM254 262H252V263H254ZM260 262H258V263L260 264ZM1 263H3V262H0V264ZM26 263H23V264H26ZM42 263H44V262H42ZM45 263H47V262H45ZM97 263H99V260ZM134 263H135V261L131 264H134ZM157 263H158V261H157ZM182 263L185 264L186 262L185 263L182 262ZM111 264H113V263H111ZM153 264H155V263H153ZM158 264H160V263H158ZM175 264H176V262H175ZM177 264H179V263H177ZM191 264H193V263H191ZM219 264H222V263H219Z\"/></svg>","mask_w":264,"mask_h":264},{"label":"rangeland","instance_id":"rangeland-1","mask_svg":"<svg viewBox=\"0 0 264 264\" xmlns=\"http://www.w3.org/2000/svg\"><path fill=\"white\" fill-rule=\"evenodd\" d=\"M75 1V2H74ZM71 4H70V6H69V9H68V13H73L75 10H76V13L79 11V15H78V13L76 14L75 12V15H74V13H73V16H75V17H73V16H71V13L68 15L69 16V18H71L74 22L75 21H79V20H82V19H84V18H88V17H90L92 14H89V13H95L98 9H100L102 6H104V5H102L103 3H105V5H107V6H111L110 8L112 9L111 10V12L114 14V18L115 19H112L113 17H111L110 18V16L108 17V19H112V20H115L114 22L112 21L111 23H110V20L108 21V19L106 20L105 19V21L103 20V21H101V23H103V25H104V27H103V25H100V24H96L97 26H100V27H102V29H103V31H105L106 29V27H107V29H109V27H112V32H114L113 34H115V33H117V35H118V37H117V35L115 34V35H113L112 34V32L111 33H109V35H108V32H107V30H106V32H102V29H101V31H100V29L96 26V25H94V26H96L95 28H94V26H93V28H92V26H91V30H86V34L84 33L83 35H85L84 37H83V35H80V37L78 36V35H72V34H70L69 36H68V40H65L66 38H57V39H53V38H51L50 39V37H48L49 39H50V42L49 41H47L46 42V40L44 39V40H42L43 38H46L47 40H48V38L46 37V36H42V35H40V36H42V37H39V35H38V33H34L35 31H28L30 34H33V35H30L29 33H25L24 34V37L25 38H29V36H33L32 38H30V40L32 41V39L34 40V45L32 44V46H30V48H32L31 50H33V52L35 51L36 53L38 52V50H41V52H42V50L44 49V51L41 53L40 52V56L41 57H43L41 54H43L44 56H48L50 53H51V51L55 54V56H52V54H50L49 56L51 57H55V59L54 58H52V59H54L55 60V62L57 63V66L56 67H58V66H61V68H65V69H69V70H72V71H74V72H79V73H83L84 71H87V70H89L88 68H90L91 69V65H89V64H92V62L99 56H101V54H99V52L98 53H96L95 52V49L94 50H92L93 48H95L96 46V48L98 49L99 48V46L101 45V43L103 42V40L105 39V40H110L109 39V37L107 38V36H110V37H113L114 39H112L113 40V42H115L114 40H117L116 42H118V44H119V41H121L120 42V46L119 45H116V46H114V48L116 47V49L115 50H118L117 48H119L120 49V51H122V48L123 47H125V46H127V47H130V46H132V47H134V49L136 50V51H134V53L135 52H137V53H139L140 55H138L137 53V55L135 56L134 55V53L133 52H131L129 55H131L130 57H131V59H130V57L127 55V56H125L123 59H121V60H119V62H107L108 60L107 59H103V58H97V61H98V63L96 62V60H95V63H96V65H95V63L93 64V69H98V67L101 69H103V67H101L102 65L105 67V65L107 64V65H109V67L110 68H108V69H106V71H107V73H106V71H105V73L103 74L104 76H102V74H101V76H102V78L104 79H102L101 77H99V76H95V78L97 77V79L99 78L100 80H103V81H105V78L104 77H106V80H108L107 78H109V80L108 81H105V83L106 82H108L109 83V81H110V83L108 84V85H110V87L108 86V85H106V88H108L107 90L108 91H111V92H113V94L112 93H110L111 95H100L99 97L100 98H102L103 100H104V98L106 99V100H104V101H102V103L103 102H105V101H109L110 100V102H109V104L110 103H112V104H108V101L107 102H105L103 105H104V107L103 108H101V110L102 109H104V110H107V111H111L112 109L111 108H113V109H115V108H119L118 110L117 109H115L114 111H115V114L113 113V115L111 116V118H110V121L111 122H113V124L114 125H110L109 126V124H112L110 121L107 123L108 125H105V126H108V128L106 127V129L104 130V131H108V129H109V127L111 128V129H109L110 131H112V127H113V129L117 132L118 131V129H120V130H123L122 128H124L125 126H126V128H124V129H126V131H127V128H128V131H130V133L127 131L126 132V134L127 133H129L130 134V136H129V134H127V135H125V134H123V132H122V135L125 137V138H127L128 140H129V138H128V136L129 137H133L134 139L135 138H138V134H141V136H143L144 135V133H146L147 131V129H148V132H147V134L148 133H150V132H152V130L151 129H154L155 130V127L158 129L159 127H161V125L160 124H162V122H161V117L164 115V116H166V115H170L171 117L174 115V114H177L175 111H178V112H180L179 111V109L181 110V104H179V103H177V105H178V107H177V105L176 104H174V107H173V103H172V101L170 102V101H168V100H166V99H164V97L163 98H161V97H159L158 96V94H157V89H159L158 88V86L156 87V86H154V85H159V84H156L155 82H153V81H151L150 79H160L159 77L157 78L156 76H161V80H162V78H164V79H166L167 77H166V75L169 77L170 76V74L171 75H174L173 77H176L175 78V80L176 79H178V76H176L175 74H174V68L173 67H171V65L173 66V63L174 62H172V61H169V60H167L166 59V55L164 56V58H162V59H165V62H163L162 60H161V57L163 56H161L160 58H159V60L157 61V59L158 58H155V53H150V52H148V51H150L151 49L150 48H152V49H156L158 52H162L163 51V49H164V51H163V53H165V54H167L168 53V57L169 58H174L175 56L177 57L178 56V58L180 59V60H182V62L184 63V61H185V63L184 64H189L187 67L188 68H190V69H188V70H185L186 68H184V69H178L179 70V72H177V74H180V75H183L182 74V71L183 70H185L186 71V73H187V71L189 72V71H191V73H193V71L194 72H196V71H198V70H200V68H201V71H203V74L205 73V71H207L204 75H200V78H201V76L203 77V78H205V79H208L207 78V76H209V74H210V76L211 75H214V74H216L217 76H220V77H222V79L224 78V80H226V77H227V79H228V83L226 84V88H221V89H219V95L221 96V98H223L222 99V101H224L223 103H219V104H217V112H218V108H219V113L218 114H220L218 117V119L219 120H217V121H219V124H218V122H216L215 123V121L212 119L211 120V122L208 120V122H207V120L205 121L208 125H206V123L205 122H203L202 123V121L204 120H200V118L201 117H198V119H197V117H192V118H194V119H197L198 121H199V125H201V126H203L202 124H204L205 123V125L203 126V128L205 127V128H210V127H212V121H214V126H217V128H218V126H219V132L222 134H220L218 131H217V134H218V136H219V139L217 140V144L219 145H215L216 146V151H217V153L219 154V152L221 151V153L220 154H222L221 156H215L216 155V153H215V155H214V158L216 157L218 160H216V158H215V161H217L216 163H218L219 162V164H216V165H218L217 167L218 168H216V175H217V181L219 182L218 184H219V187L222 189L221 190V201L222 202H224V203H221L220 202V204L221 205H219V207L218 208H221L222 206V208L220 209V210H222V215H221V220H223L224 219V221H218V225L220 224V226L222 225V226H224V227H221V228H219L218 229V226H217V224H216V231H215V229H214V233H216V232H218V230H219V233H217L218 235L221 233V235L224 233V232H226V229H228L227 230V232H230V233H224L222 236L221 235H217V234H215V238H216V236H218L219 238H221L220 239V241H218V244H219V242H220V244H222L223 242L224 243H227V244H224V247H225V253L227 254H229V252H231L232 254H233V252L235 251V248H236V250L237 251H235L234 253H236V254H233V255H228V257H227V255H225L226 256V260L228 259V258H230V259H228V260H231L230 261V264H231V262H233V260H234V264H259L258 262H260L263 258H264V246H263V244H264V234H262V233H264V115H262L261 117H256V116H259L258 115V113L261 115V114H264V81H263V79L264 78H261L262 79V81L259 79V82L260 83H263V84H260L261 86H263V87H261L259 84H258V86L259 87H257V85H253V84H255V82L252 84V83H250V82H244L243 80H241V74H240V82L242 81V82H244V84L245 83H247V85L245 84V87L242 85L243 83L241 82V83H239V82H237L238 80H239V77L237 78L236 76H235V73L236 72H238V73H236V75L238 74L239 75V70L237 69V61H236V59H235V57L233 56V58H234V60H232L231 59V57H232V55H233V51H234V49H236V50H239V48H240V51H242V52H245L246 53V55L248 54L249 55V57H253V55H254V53H255V55H259L261 52H263L264 51V47H261L259 50H255L254 48H252L251 47V45H249V44H247L248 42H247V40L246 39H248L249 37H253V35H252V32L253 31H255V29L256 30H258V31H260L261 29H263L262 31H261V33H264L263 31H264V22H260V21H263L261 18H264V1L263 0H261V1H257V0H254L255 2H253V3H256L257 5H254V6H252L253 5V3L251 2L250 4H252V5H248V7L250 8V12L249 11H247L246 13L245 12H241V13H238L239 15H238V17H236L237 15L236 14H234V15H230V17H235L236 19L234 20V23L233 24H235V23H237L238 21H237V19H239V23H238V27H237V31H236V27H231L230 26V24H231V21H225V19H224V22H223V18L220 20V19H216V22H215V24L216 25H214V27H215V30H213V29H210V27H208L207 28V26H205L206 28H196V29H193L192 31L190 30L191 28H188V26L189 25H187V23L188 24H190V23H193L194 22V24H198V23H195V21L196 22H198L199 21V19L201 18H203L202 16H204V17H206L205 15L207 14V13H199V11H197V6L194 8V9H196V10H194L197 14H195L191 9H192V7L190 6V4L191 5H193V3L190 1V0H180V1H178V2H180V4H178L177 5V0H174V2H173V0H94V2H93V0H79V1H81L80 3H82V4H77V3H79V1L77 2L76 0H74ZM85 1H87V2H89V6L91 5V3H92V5L90 6V7H88V6H86V5H88V3L87 2H85ZM109 1V2H108ZM126 1V2H125ZM140 1V2H139ZM147 1H149V2H147ZM154 1V2H153ZM165 1V2H164ZM184 1V2H183ZM244 1V0H243ZM253 1V0H252ZM258 3H257V2ZM77 2V3H76ZM102 2V3H101ZM124 2V3H123ZM157 2H159V3H157ZM189 2V3H188ZM8 3V2H7ZM6 3V1L5 0H0V10H2V9H4V10H2L1 12H0V14H1V16L4 14V16H2L1 18H0V21L2 22H0V46L1 47H3V44H5V43H8L9 44V46H6V50H7V52H8V54L11 56V55H13V56H15L16 57V52L18 51V50H20L19 49V47H17L18 46V44H17V42H15L16 41V37H14V33H13V31L12 30H10V28L7 26V28H6V25H4V24H6V22L5 21H7V24L9 23L8 21H15L16 20V17H17V15H16V13L17 12H14L16 9L15 8H13L12 6H10L9 5V3L7 4ZM87 3V4H86ZM100 3H101V5H100ZM110 3V4H109ZM140 3V4H139ZM157 3V4H156ZM175 3V4H174ZM259 3H261L262 4V6H261V4H259ZM72 4H75V5H73L72 6ZM93 4H95V5H93ZM128 4V5H127ZM131 4V5H130ZM142 4V5H141ZM152 4V5H151ZM160 4V5H159ZM165 4V5H164ZM168 4H170L172 7L170 8V5H168ZM187 4V6H185ZM198 3H196V5H197ZM76 5H80V7H78V6H76ZM81 5H84V6H81ZM120 5H122L121 7H120ZM132 5H134L133 7H132ZM174 5V6H173ZM180 5H181V8H180ZM6 6V7H5ZM74 7L73 9H72V7ZM95 6V7H94ZM114 6H116L115 8H114ZM119 6V7H118ZM146 6V7H145ZM150 6V7H149ZM151 6H153L152 8H151ZM156 8H155V7ZM165 6V7H164ZM177 6V7H176ZM2 7V8H1ZM9 9H8V8ZM123 7V8H122ZM126 7V8H125ZM130 7V8H129ZM138 7V8H137ZM174 7V8H173ZM188 8V10H189V8H190V13L192 14H190V16L188 15V13H189V11L187 10V8ZM253 7V8H252ZM261 7H262V9H263V11H261L262 9H261ZM7 8V9H6ZM70 8H71V10H70ZM79 8V9H78ZM82 8H85V9H87V8H89V10L87 9V13L88 14H86V12H85V10L83 9L82 11H81V9ZM95 9V11H93L92 12V9ZM114 8V9H113ZM132 11H130L129 9ZM152 10H151V9ZM153 8H155V10H153ZM162 8V9H161ZM167 8V9H166ZM176 8H177V10H176ZM178 8H180V9H178ZM255 11L256 10V12H255V15H256V13L258 14L257 15V17L254 15V12H252V9ZM255 8H258V10L257 9H255ZM15 9V10H14ZM115 9H118L117 11L115 10ZM120 9H121V11H120ZM123 9H125V10H123ZM135 9V10H134ZM140 9V10H139ZM144 9V10H143ZM157 9V10H156ZM166 9V10H165ZM170 11H169V10ZM185 9V11H183ZM175 10V11H174ZM70 11V12H69ZM73 11V12H72ZM127 11V12H126ZM130 11V12H129ZM161 11V12H160ZM167 11V12H166ZM176 11H178V14H179V12H180V14L178 15L177 13H176ZM187 11H188V13H187ZM258 11V12H257ZM9 12V14H8V16L7 15H5V14H7ZM151 12H152V14H151ZM163 12V13H162ZM171 12V13H170ZM181 12H183L185 15H182L183 13H181ZM187 13V15L191 18L189 21H193V22H188L187 20L189 19L188 17H187V15H186V13ZM193 12V13H192ZM252 12V13H251ZM11 13V14H10ZM80 13H82V14H80ZM93 13V14H94ZM131 13V14H130ZM132 13H135V14H132ZM138 15H137V14ZM142 13H143V15H142ZM262 13V14H261ZM124 14V15H123ZM129 14V15H128ZM141 14V15H140ZM160 14V15H159ZM193 14H195L196 16L194 17V15ZM199 14H201L200 15V17L198 16ZM242 14V15H241ZM248 15V16H251V14H252V16H251V18H252V20H254V17L255 18H258V19H256V21L257 22H259L258 24H260V25H256L257 27L255 28V26H253L252 25V23H251V26L254 28V30L253 29H251L252 30V32H250L251 30H250V28H252L250 25V28H249V26H248V24H246V23H243L242 24V22H243V20H244V17L245 18H248V16H246V15ZM260 14L262 15L261 16V18H260ZM13 15V16H15V20L13 19V17L11 18V16ZM76 15H78V16H76ZM115 15H117V17L115 16ZM122 15H123V17L125 16V18H123L122 17ZM133 15V16H132ZM147 15V16H146ZM162 15V16H161ZM212 16V14H207V16ZM236 15V16H235ZM253 15H254V17H253ZM7 16V17H6ZM87 16V17H86ZM146 16V17H145ZM157 16V17H156ZM158 16H160L159 17V20H158ZM168 16V17H167ZM181 16V17H180ZM4 17V18H3ZM8 17H10L11 19H13V20H10ZM80 17V18H79ZM154 17V18H153ZM156 17V18H155ZM167 17V18H166ZM177 17V18H176ZM183 17V18H182ZM240 17H242V18H240ZM6 18L7 19H9V20H6ZM78 18V19H77ZM116 18H118V19H116ZM120 18V19H119ZM130 18V19H129ZM138 18V19H137ZM174 18H175V20H174ZM188 18V19H187ZM259 18H260V20H259ZM2 19H3V21H2ZM5 19V20H4ZM17 19H18V17H17ZM123 19V20H122ZM125 19V20H124ZM138 21H137V20ZM154 19H156L157 21H155ZM161 19V20H160ZM166 19V20H165ZM174 21H173V20ZM182 19H183V21H182ZM200 19V21L199 22H201L202 20ZM242 19V20H241ZM21 19L19 18V21H20ZM117 20H119L118 22L121 24H119L118 22H117ZM133 20H134V22H133ZM153 20V21H152ZM163 20H165V21H163ZM185 20V21H184ZM241 20V21H240ZM123 21V22H122ZM148 21V22H147ZM150 21V22H149ZM161 21V22H160ZM237 21V22H236ZM255 21V20H254ZM12 22V23H13ZM21 22V21H20ZM107 22H109V23H107ZM128 22V23H127ZM145 23V25H144V23ZM151 22H153L154 24H151ZM167 22V23H166ZM171 22V23H170ZM173 22H174V24H173ZM213 22V23H214ZM256 22V23H257ZM104 23H107V25L108 24H110V25H108V26H106V24H104ZM113 23V25H116V26H111V24ZM137 23V24H136ZM139 23V24H138ZM148 23V24H147ZM156 23V24H155ZM163 24V25H161V24ZM177 23V24H176ZM229 23V24H228ZM131 26H130V25ZM147 24V25H146ZM160 24V25H159ZM165 24V25H164ZM167 24V25H166ZM180 24V25H179ZM241 24V25H240ZM9 25V24H8ZM119 25V26H118ZM125 25L127 26L126 28H124L125 27ZM133 25H135V26H133ZM153 25H154V29H153ZM175 25H177V26H175ZM227 25L229 26V27H227ZM239 25H240V28H239ZM242 25H243V27H242ZM4 26V27H3ZM106 26V27H105ZM122 26V28L123 29H125L126 30V32L122 29V28H120L119 30L120 31H116V30H118V28L119 27H121ZM124 26V27H123ZM141 28H140V27ZM149 26V27H148ZM164 26V27H163ZM183 26V27H182ZM248 26V27H247ZM261 26H263V27H261ZM10 27H11V25H10ZM118 27V28H117ZM219 27V28H218ZM242 27V28H241ZM260 27V28H259ZM113 28H115L114 30H113ZM117 28V29H116ZM161 28H163L162 30H161ZM172 28H174V29H172ZM180 28H181V31H180ZM231 30H229V29ZM244 28V29H243ZM260 30H259V29ZM4 29V30H3ZM88 29H90V27L88 28ZM94 29V32H92V30ZM96 29V30H95ZM97 29H99V30H97ZM128 29H130V30H128ZM133 29V30H132ZM135 29H137L136 31H135ZM165 29H166V32H165ZM198 29V30H197ZM11 32H9V31ZM121 30H123V31H121ZM129 31V35H128V31ZM133 32H135L134 34H131V32L132 31ZM176 30V31H175ZM178 30V31H177ZM183 30V31H182ZM192 32V33H188V32H190V31ZM205 30V31H204ZM208 30V31H207ZM240 30H241V32H240ZM6 31V32H5ZM91 31V33H89ZM109 32H110V29L108 30ZM116 31V32H115ZM139 31V32H138ZM143 31V32H142ZM147 31V32H146ZM151 31V32H150ZM193 31H196V32H193ZM202 31H204V32H202ZM223 33H222V32ZM228 31V32H227ZM233 31V32H232ZM244 31V32H243ZM27 32V31H26ZM103 34H102V33ZM125 32V35H123V33ZM132 32V33H133ZM145 32V33H144ZM158 32H160V33H158ZM165 32V33H164ZM180 32V33H179ZM197 32H199V33H197ZM207 32L209 33V32H213V34L215 35L214 37H215V41L216 40H220V42H218L217 41V43L214 41V37L213 36H211V34L212 33H210L209 34V38L210 37H213V40L212 41H214V42H211V43H213L212 45H211V43L208 41V40H205V39H208L207 37ZM226 32V33H225ZM88 33V34H87ZM93 33H95V36H97V37H95V36H93L94 34ZM97 33H99V34H97ZM121 33H122V35H121ZM127 33V34H126ZM141 33V34H140ZM148 33V34H147ZM152 34V36H151V34ZM186 33V34H185ZM221 33V34H220ZM260 33V32H259ZM3 34V35H2ZM8 34V35H7ZM28 34V35H27ZM100 34H102V35H100ZM113 36H112V35ZM148 36H147V35ZM156 34V35H155ZM179 34V35H178ZM183 34V35H182ZM185 34V35H184ZM192 34H194V35H192ZM196 34V35H195ZM198 34V35H197ZM212 34V35H213ZM219 34V35H218ZM223 34H225V35H223ZM241 36H240V35ZM251 34V35H250ZM13 35V36H12ZM27 35V36H26ZM74 36V37H77V39H74L72 36ZM99 35V36H98ZM107 38H105L104 36ZM121 35V37L123 38H121V37H119ZM136 35H138V36H136ZM144 35V36H143ZM162 35V36H161ZM168 35V36H167ZM245 35V36H244ZM246 35H248V37L246 36ZM10 36H11V38H10ZM37 36L39 37V39L41 38V46L43 45L42 43H46L45 45H43V47H42V49H38V46H37V44L38 45H40V42L38 43L37 42V40L36 39H38L37 38ZM90 36H93L92 38L90 37ZM102 36V37H101ZM137 38H136V37ZM139 36H140V38H139ZM196 38H194V37ZM200 36V37H199ZM205 36H206V38H205ZM217 36V37H216ZM220 36V37H219ZM36 37V38H35ZM83 37V39L81 40V38ZM86 37H87V39H86ZM89 37H90V39H89ZM101 37V38H100ZM142 37H143V39L145 40V41H142ZM145 37V38H144ZM151 37V38H150ZM181 37V38H180ZM185 37H187V38H185ZM199 37V38H198ZM202 37V38H201ZM100 38V39H99ZM118 38H119V40H118ZM121 38V39H120ZM147 38V39H146ZM154 38V39H153ZM172 38V39H171ZM190 38H191V40H190ZM193 38V39H192ZM218 38H221V39H218ZM224 38V39H223ZM7 39H8V41H7ZM38 39V40H39ZM52 39H53V41L54 40H56V42H58L59 43V47L57 46V43H52ZM59 39H60V42H59ZM73 39V40H72ZM93 39V40H92ZM101 39H102V42H101ZM125 39H127V41L125 42ZM184 39L186 40V41H184ZM189 41H188V40ZM198 39V40H197ZM200 39V40H199ZM203 39V41H201ZM227 39V40H226ZM10 40V41H9ZM15 40V41H14ZM62 40H64L63 42H61ZM77 40V41H76ZM82 41V42H78V41ZM84 40H86V41H84ZM87 40H89V41H87ZM130 40V42H128ZM131 40H133V41H131ZM139 40V41H138ZM149 40V41H148ZM151 40H153V41H151ZM160 40V41H159ZM173 40V41H172ZM194 40H197V41H194ZM210 40V39H209ZM245 40V41H244ZM14 41V42H13ZM35 41L37 42V43H35ZM43 41V42H42ZM45 41V42H44ZM66 41H68L69 43L70 42H72L70 45L69 44H67L66 43ZM92 43H91V42ZM94 41H95V44H94ZM136 41V42H135ZM138 41V42H137ZM155 41V42H154ZM157 41V42H156ZM165 41V42H164ZM168 41V42H167ZM172 41V42H171ZM193 41V42H192ZM206 41V42H205ZM223 41H225V43L226 42H228L229 41V44H225V45H221L220 43H222ZM13 42V43H12ZM76 42H78V43H76ZM114 43V45L115 44H117V43ZM122 42H124V43H122ZM128 42V43H127ZM134 42L136 43V45L134 44ZM148 42V44H146ZM187 42H189V43H187ZM191 42H192V44H191ZM200 42L202 43V42H204V43H202V45L200 44ZM210 43V45H209V43ZM3 43V44H2ZM60 43H61V45L64 43V45L65 46H63V47H68L69 46V48L68 49H70V50H73V52L71 53H69V51L70 50H67L66 51V49L64 48L63 50L61 49V48H63V47H61V45H60ZM90 43V44H89ZM121 43H122V45H121ZM133 43V44H132ZM141 43V44H140ZM151 43V44H150ZM167 43V44H166ZM216 45H215V44ZM50 44H53V45H50ZM77 44H79V45H77ZM91 44H94V45H91ZM103 44V43H102ZM124 44V45H123ZM127 44V45H126ZM131 44V45H130ZM146 44V45H145ZM150 44V45H149ZM155 44V45H154ZM160 44V45H159ZM174 44V45H173ZM190 44V45H189ZM205 44H208L210 47V49L207 47V48H205L204 46H205ZM222 44H224V43H222ZM15 45V46H14ZM17 45V46H16ZM54 45H55V47H54ZM67 45V46H66ZM73 45H74V47L76 48V46H77V48L75 49H71V48H73ZM91 45V46H90ZM145 45V47H143ZM168 45V46H167ZM169 45H171V47L169 46ZM194 45V46H193ZM246 45V46H245ZM34 46H36V47H34ZM41 46H39V47H41ZM45 46H47V47H49V50L48 49H46L47 47H45ZM52 46V47H51ZM85 46V47H84ZM94 46V47H93ZM207 46V45H206ZM212 46H214V47H212ZM224 46H226V48L224 47ZM247 46H249L248 48H247ZM255 46H257V45H255ZM0 47V48H1ZM45 47V48H44ZM54 47V48H53ZM78 47H79V49H78ZM84 49H87V48H91L90 50H88L89 52H91V53H89L87 50L85 51V50H82L83 48ZM122 47V48H121ZM224 49H223V48ZM229 47H231V48H229ZM18 48V49H17ZM33 48H35V49H33ZM50 48H52V49H50ZM60 48V49H59ZM82 48V49H81ZM137 48V49H136ZM144 48V49H143ZM161 48V49H160ZM163 48V49H162ZM175 48V49H174ZM183 48V49H182ZM202 48V49H201ZM215 48V49H214ZM251 48V49H250ZM37 49V50H36ZM56 49V53L54 52V50ZM124 49V48H123ZM139 49V50H138ZM147 49H150V50H147ZM160 49V50H159ZM207 49V50H206ZM249 49V50H248ZM255 50V52H253L254 50ZM45 50H46V52H45ZM58 50H60V51H62L61 52V54H60V52H59V54H58ZM66 51V53L65 54H63V51ZM75 50H77L76 52H78V54L75 52ZM78 50H80V52L81 53H88V58L89 59H85V56H86V54L84 55V54H82V56L84 57H80L81 56V54H79L80 52L78 51ZM82 50V51H81ZM140 50H142L141 52H140ZM144 50H145V52L147 53V54H149V55H146V53L143 55V53H144ZM224 50H226V51H224ZM235 50V51H236ZM246 50H248V51H246ZM253 50V51H252ZM47 51H49L48 53H47ZM64 51V52H65ZM93 51V52H92ZM96 51H98V50H96ZM175 53V55H174V53ZM185 51V52H184ZM210 51L212 52V53H210ZM251 51V52H250ZM257 51V52H256ZM15 52V53H14ZM69 54H68V53ZM178 52V53H177ZM195 52V53H194ZM226 52V53H225ZM248 52H250V54L248 53ZM253 52V55L251 56V53ZM46 55H45V54ZM76 53V54H75ZM142 53V54H141ZM182 53V54H181ZM58 54V55H57ZM72 55L71 57L69 56V55ZM74 54H75V56H74ZM94 54H95V56H97L98 54V56L97 57H94ZM153 54H155V55H153ZM172 54V55H171ZM178 54V55H177ZM186 54V55H185ZM188 54H189V56H188ZM199 54V55H198ZM225 54H229L228 56L227 55H225ZM230 54H231V56H230ZM18 55H19V51H18ZM62 55H63V57L65 56H67L68 55V57H64V59H63V57H62ZM76 55H77V57H76ZM169 55H171V56H173V57H171V56H169ZM180 55V56H179ZM181 55H183L182 57H181ZM219 55V56H218ZM37 56V55H36ZM58 56H61V57H58ZM140 56V57H139ZM142 56V57H141ZM154 57V58H152V57ZM196 56V57H195ZM215 56V57H214ZM221 56L223 57V58H221ZM257 56H255V57H257ZM260 56V55H259ZM261 56H262V53H261ZM14 57V58H15ZM39 57V56H38ZM69 57H70V60H69ZM74 57V58H73ZM75 57H76V59H75ZM87 57V56H86ZM90 57L92 58V59H90ZM134 57H135V59H134ZM60 58H62V60L60 59ZM81 58V59H80ZM84 60H83V59ZM168 58V59H169ZM184 58V59H183ZM189 59V60H187V59ZM202 58V59H201ZM212 58H213V60H212ZM217 58V59H216ZM219 58H221V62H220V59ZM227 58V60H225ZM77 59H79V60H77ZM99 59H102V61L100 60L99 61ZM124 59H126L125 61H124ZM128 59V60H127ZM151 59V60H150ZM175 59H177V58H175ZM196 59V60H195ZM223 59V60H222ZM56 60H59L58 62L56 61ZM61 60V61H60ZM65 60H67V61H65ZM76 62H75V61ZM93 60V61H92ZM161 60V61H160ZM171 60V59H170ZM203 60V61H202ZM205 60V61H204ZM225 60V61H224ZM230 60V61H229ZM70 61H73V62H70ZM84 63H83V62ZM86 61H87V63H89V64H87L86 63ZM123 61V63H120V62H122ZM130 63H129V62ZM155 63H154V62ZM159 62L160 61V65L157 63V62ZM168 61V62H167ZM187 61V62H186ZM190 61V62H189ZM194 61V62H193ZM229 61V62H228ZM235 61H236V63H235ZM71 63V65H67V63ZM128 64H127V63ZM150 62V63H149ZM169 62H172L171 64H169L168 65V63ZM204 62V63H203ZM208 62V64H206ZM232 62V63H231ZM77 63V64H76ZM80 65H79V64ZM86 63V64H85ZM101 63H104V64H101ZM119 63V64H118ZM134 63V64H133ZM146 65H144V64ZM152 63V64H151ZM153 63H154V65H153ZM182 63V64H183ZM199 63V64H198ZM203 63V64H202ZM209 63H211V64H209ZM214 63V64H213ZM227 63H228V65H227ZM230 63H231V65H230ZM262 64H263V62H261ZM2 64V67L0 68V89H2V90H11V88H12V86H13V81H14V78H15V76L17 75V72L20 70V69H18V68H16L15 69V67H14V70H13V68H12V70L11 69H8V68H6L7 66H4L3 65V63H1ZM61 64H63V66L61 65ZM73 64H75L76 65V67H75V65L73 66ZM82 64L85 66H82ZM101 64V65H100ZM113 64V65H112ZM127 65V67L128 68H126V65ZM132 66H131V65ZM138 64V65H137ZM142 64V65H141ZM150 64V65H149ZM174 64H176V63H174ZM193 64H194V66H193ZM262 64H260L262 67L264 66V64L262 65ZM65 65H66V67H65ZM81 66L80 68L78 67V66ZM87 65H89L90 67H87ZM100 65V66H99ZM116 65H119V67L117 68V66H116V68H115V66ZM123 65H124V67H123ZM131 67H130V66ZM134 65H136L134 68H133V66ZM153 65V67H151ZM166 65H168V67L166 68ZM206 67H205V66ZM208 65V66H207ZM1 66V65H0ZM114 66V68L116 69V70H118L117 72V77L116 76H113V73L115 72L114 70V68H112L111 69V67H113ZM138 66V67H137ZM140 66H141V68H140ZM160 68H162L163 66H165V68L167 69V70H170L169 72H167V70L163 67L162 68V70H163V72H162V70L160 69V72L161 73H157V71L155 70V69H159V67ZM185 66V65H184ZM231 68H230V67ZM236 68V69H234V67ZM260 66V70H262L263 68ZM122 67V68H121ZM129 67L131 68V69H129ZM147 67H148V69H147ZM193 67V68H192ZM197 67V68H196ZM204 67V68H203ZM231 69V71L232 72H234L233 74H232V72L231 71H229L230 69ZM60 67L58 68V69H61ZM77 68V69H76ZM124 68V69H123ZM139 68H140V70H139ZM169 68V69H168ZM173 68V69H172ZM228 68V69H227ZM18 69V70H17ZM54 69H55V67H54ZM57 69V68H56ZM83 69V70H82ZM125 69H127L126 71H125ZM134 69V70H133ZM141 69H142V71H141ZM155 70V71H152V70ZM171 69H172V71H171ZM196 69V70H195ZM203 69V70H202ZM206 69V70H205ZM10 70V71H9ZM15 70H17V71H15ZM82 71V72H80V71ZM110 70V71H109ZM112 70V71H111ZM122 70H124V72H122ZM138 70V71H137ZM147 70H148V72H147ZM150 70V71H149ZM177 70V69H176ZM181 70V71H180ZM211 71L212 73H210L209 71ZM228 70V71H227ZM21 71V70H20ZM20 71L18 72L19 74H20ZM57 71V70H56ZM114 71V72H113ZM130 71V72H129ZM131 71H132V73H131ZM184 71V72H185ZM236 71V72H235ZM111 72H113V73H111ZM123 74H122V73ZM144 72V73H143ZM175 72V73H176ZM209 72V73H208ZM111 73V74H110ZM125 73V74H124ZM131 73V74H130ZM137 73V74H136ZM143 73V74H142ZM155 73H157V74H155ZM163 73H167L166 75L164 74L163 75ZM214 73V74H213ZM230 73V74H229ZM141 74V75H140ZM149 74V75H148ZM152 74V75H151ZM161 74V75H160ZM202 74V73H201ZM207 74V75H206ZM227 76H226V75ZM127 75V76H126ZM130 77H129V76ZM132 75V76H131ZM133 75H134V77H133ZM140 75V76H139ZM145 75V76H144ZM156 75V76H155ZM162 75H163V77H162ZM187 75L188 74H184V76H183V78L185 77V79H187ZM108 76V77H107ZM122 76V77H121ZM126 76V77H125ZM155 78H154V77ZM215 76V75H214ZM231 76H233V77H236L238 80L236 81V86H235V84H231L230 83V78H231ZM260 76V75H259ZM113 78V77H116V78H113V80H110L111 78ZM121 77V78H120ZM166 77V78H165ZM172 77V76H171ZM190 77V76H189ZM230 77V78H229ZM232 77V78H233ZM261 77V76H260ZM119 79V81H118V79ZM135 78V79H134ZM114 79L115 80H117V81H115V82H113L114 81ZM125 79H127V80H125ZM138 79V80H137ZM133 80V81H132ZM147 80V82H145ZM124 81V82H123ZM136 81V82H135ZM149 81V82H148ZM130 82H132V83H130ZM135 82V83H134ZM144 82H145V84H144ZM226 82H227V80H226ZM258 82V83H259ZM112 83H116L117 84V86L114 84V86H113V88H112V86H111V84ZM118 83H122V84H119V85H121V86H118ZM136 83H137V85H139L140 87H138V86H136ZM138 83H140V84H138ZM251 84V87H249L250 86V84ZM152 84H154V85H152ZM113 85V84H112ZM124 87H123V86ZM193 85H196V83L195 84H193ZM229 86V89H228V86ZM232 85H234V86H232ZM146 86V87H145ZM248 86V87H247ZM254 86V87H253ZM258 88H256V87ZM121 88V90H120V88ZM141 87L144 89H142V90H138L139 88L141 89ZM148 87V88H147ZM156 87V88H155ZM159 87H160V85H159ZM234 87V88H233ZM110 88V89H109ZM115 88V90L113 91V89ZM124 88V89H123ZM127 88V89H126ZM135 88H137V89H135ZM146 88V89H145ZM151 88V89H150ZM231 88H233V89H231ZM242 88H244V89H242ZM247 88V89H246ZM256 89V90H252L251 89V91L249 90V89ZM112 89V90H111ZM118 89V90H117ZM132 89V90H131ZM153 89L155 90V92L153 91ZM238 89V90H237ZM240 89V90H239ZM124 90V91H123ZM129 90V91H128ZM136 90H138V91H136ZM145 90H147V92H144ZM228 90V91H227ZM120 91V92H119ZM123 91V93L121 94V92ZM139 91H141V93L139 92ZM227 91V92H226ZM238 91H242L241 93L240 92H238ZM116 92H119L118 94L116 93ZM131 92V93H130ZM147 93L146 95H144V93ZM148 92H149V94H148ZM230 92V93H229ZM233 92V93H232ZM143 93V94H142ZM221 93V94H220ZM108 94V93H107ZM114 94H116L117 96H115ZM142 94V95H141ZM151 94V95H150ZM157 94V95H156ZM247 96H246V95ZM115 96V97H112V96ZM139 95H141V96H139ZM260 95V96H259ZM112 97V99L111 98H107V97ZM142 96H144L143 98H142ZM146 96V97H145ZM219 96V97H220ZM230 96V97H229ZM256 96V97H255ZM263 96V97H262ZM104 97V98H103ZM117 97V98H116ZM249 97H250V100H249ZM251 97H252V99H251ZM254 97H255V99H254ZM259 99H258V98ZM122 98H124V99H122ZM131 98V99H130ZM146 98V99H145ZM159 98H161V99H159ZM221 98H219L220 99V101H221ZM244 98H247L248 99V101H247V99H244ZM114 99H117V100H115V101H117L118 102V104H115V103H117V102H115L114 101ZM121 99V100H120ZM142 99V100H141ZM113 102H112V101ZM120 100V101H119ZM133 100V101H132ZM154 100V101H153ZM253 100V101H252ZM147 101V102H146ZM153 101V102H152ZM155 101H157L156 103H155ZM221 101V102H222ZM228 101V102H227ZM236 101V102H235ZM247 101V102H246ZM261 101V102H260ZM115 102V103H114ZM161 102H162V104H161ZM249 102V103H248ZM122 103H124V105H122ZM165 103V104H164ZM175 103V102H174ZM237 103V104H236ZM113 104H115V106L113 105ZM119 104H121L122 106V108H126V109H123V110H121V112H120V109H122V108H120V107H118V106H120ZM128 104H130L129 105V107H131V110H129L130 108L128 107ZM157 104V105H156ZM161 104V105H160ZM102 105V106H103ZM108 105H109V107H108ZM138 107H137V106ZM219 105V106H218ZM232 105V106H231ZM101 106V107H102ZM110 106H111V108H110ZM124 106V107H123ZM127 106V107H126ZM146 106V107H145ZM153 106V107H152ZM161 106V107H160ZM162 106L163 107H165L166 106V108L168 107L169 109H171L170 111H168L167 113H164L163 114V108H162ZM110 110H109V109ZM129 108V109H128ZM138 108V109H137ZM173 108H174V110H173ZM179 108V109H178ZM263 108V109H262ZM135 109V110H134ZM144 109V110H143ZM138 110V111H137ZM155 110V111H154ZM174 112H173V111ZM221 110V111H220ZM127 111H130V112H127ZM161 113H160V112ZM131 112H132V114L134 113V118H133V116H132V114H131ZM140 112V113H139ZM166 112V111H165ZM105 113H107V112H105ZM123 113H125V114H123ZM131 115H130V114ZM136 113V114H135ZM154 115H153V114ZM159 113V114H158ZM120 114L122 115V116H120ZM129 114V116L127 117V116H125V115H128ZM137 114L139 115V118L141 117L142 119H143V121L145 122L147 119H148V121L150 122L151 120H152V122L151 123H148L147 121L145 122V123H143V121L140 119V121H138L139 119H138V117L136 118L135 117V115L137 116ZM141 114H145L144 115V118H143V115H141ZM163 114V115H162ZM166 114V115H165ZM115 115V117L113 118V116ZM159 115V116H158ZM118 116V117H117ZM152 116V117H151ZM153 116H156V120L157 119H159L158 121H160L159 123H158V121L156 122V120H154V117ZM161 116V117H160ZM170 116L168 117V119L170 118ZM122 117H124V118H122ZM125 117L128 119V120H126L125 119ZM130 117V118H129ZM131 117H132V119H135V120H132L131 119ZM148 117V118H147ZM159 117V118H158ZM252 117V118H251ZM255 117V118H254ZM118 118V119H117ZM122 118V119H121ZM151 118V119H150ZM163 118V117H162ZM261 118V119H260ZM101 119H103L102 117H101ZM116 120V122L114 121V120ZM146 119V120H145ZM171 119V118H170ZM169 119V120H170ZM173 119H175V118H173ZM202 119V118H201ZM255 121H254V120ZM137 120V121H136ZM141 121H142V123H141ZM155 121V122H154ZM201 121V122H200ZM115 122V123H114ZM153 122H154V124H153ZM116 123H118V124H116ZM158 124L157 126H154V128H153V125H156V124ZM210 123H211V125H210ZM147 124V125H146ZM149 124V125H148ZM129 125V126H128ZM146 125V127H144V126ZM164 125V124H163ZM163 125H162V127H163ZM198 125V126H199ZM112 126V127H111ZM120 126V127H119ZM122 126V127H121ZM135 126V127H134ZM151 126V127H150ZM200 126V127H201ZM104 127V126H103ZM117 127V128H116ZM119 127V128H118ZM148 127H150V128H148ZM139 128V129H138ZM175 128V127H174ZM202 128V127H201ZM222 130H221V129ZM117 129V130H116ZM135 129L137 130V132L135 131ZM144 129H146V130H144ZM132 130V131H131ZM144 130V131H143ZM190 130V129H189ZM114 131V132H115ZM139 131V132H138ZM223 131V132H222ZM109 132V131H108ZM132 132H135V133H133L132 134ZM103 133V132H102ZM113 133V132H112ZM118 133V134H117ZM117 133H113L114 135H120L119 137L118 136H114L113 137V134H111V132H110V134L112 135V137H113V139H111V140H115V141H119V139H121L118 143H120V144H118L117 142H114V141H112L113 143H115V144H118V145H115V144H113L111 141H110V138H112V137H107V136H111L109 133L107 134V132L105 133H103L106 137H95V141H96V145H99V146H97V147H103V146H100V145H102L101 144V142L99 141L98 142V138L99 139H102V138H104V140H106L105 138H109L108 139V143H110V145H115V146H113V148L114 147H121V145H122V147H121V149H120V147H119V149L118 148H114L113 150L112 149H110L112 146H109V145H107V146H105V147H103V148H106V149H108V150H111V151H122V150H125V149H122V148H124V147H126L125 145L123 146V139L126 141V139L123 137V136H121V131L120 132H117ZM124 133H125V130H124ZM136 133H138V134H136ZM103 134H102V136H103ZM134 134H136V135H134ZM143 134V135H142ZM220 134V135H219ZM256 134V135H255ZM146 135V134H145ZM97 136H99V135H97ZM101 136V135H100ZM134 136H136V137H134ZM140 136V135H139ZM221 136H222V138H221ZM257 138H256V137ZM260 138H259V137ZM115 137H118V138H115ZM121 137V138H120ZM257 139H255V138ZM115 138V139H114ZM221 138V139H220ZM253 140H252V139ZM258 138L260 139V141L258 140ZM117 139V140H116ZM130 139H132V138H130ZM139 139V138H138ZM110 141V142H109ZM256 141V142H255ZM259 141V142H258ZM109 146V147H108ZM218 147H219V149H218ZM218 149V150H217ZM251 151V152H250ZM253 152V153H252ZM99 156H101V154H100V152H98L97 153ZM104 155V154H103ZM246 155V156H245ZM252 155V156H251ZM243 156V157H242ZM242 157V158H241ZM244 157L246 158V160L244 159ZM220 158V159H219ZM251 158V159H250ZM146 162V161H145ZM145 162H143V164L145 163ZM248 162V163H247ZM144 166H146V167H149L150 169H151V165H149V163L147 162L146 164H144ZM107 167H109V169L111 168V165L109 166H107ZM106 167V168H107ZM148 168V169H149ZM255 168V169H254ZM251 169H252V171H251ZM254 171V172H253ZM97 174V180H99L98 181V188H105V186H104V180L101 178L102 177V175H101V177H100V174H98V173H96ZM7 176V175H6ZM6 176H4V177H6ZM12 176V175H11ZM14 176V175H13ZM11 177V179H9L8 181H9V183H10V185L12 186V187H16V188H18L20 191L21 190H23V191H21L23 194H24V192H25V194L23 195L22 194V196L24 197L25 196V199L26 200H24L23 201V203L26 205V206H32V204L31 203H33V206L34 205H36L35 203H36V199L31 195V198H29V196H28V194H30V191H31V194H32V188L30 187V188H28L29 186H28V184H25V185H27V187L26 186H24V184H22V183H19V182H16L15 180H16V178L15 177ZM98 176L101 178H98ZM218 177H220V179L218 178ZM8 178H10V176L8 175ZM8 178H6V179H8ZM14 178V180L13 181H15V183L13 182V181H11L12 179ZM81 180H79V182H80ZM79 182L77 183V187L78 188H80V190L82 191V192H84V191H87V190H89V189H91L92 187H90V184L89 183H86L85 181H81L80 182V185H79ZM18 183L20 184V186H21V184L23 185V186H19L18 185ZM220 184H221V186H220ZM103 186V187H102ZM92 190H93V188H92ZM29 193H28V192ZM99 191V190H98ZM27 192V193H26ZM23 199V198H22ZM27 199H32V201L31 202H28L29 200H27ZM222 204H224V205H222ZM237 204H239V205H237ZM33 206H32V208H33ZM35 208L37 209V207L35 206ZM34 209V208H33ZM257 209H260V210H256ZM35 211V210H34ZM36 212V211H35ZM258 212V213H257ZM225 215H224V214ZM8 215V217H9V219H10V221L9 220H0V230H1V232H2V230L4 229V228H8V229H4L3 231H14V228H18L19 229V227H17V225H19V223L16 225V224H14V223H16L15 221H12V217H11V215H9V214H7ZM225 216V217H224ZM227 216V217H226ZM229 217H231V219L229 218ZM84 218V219H83ZM87 218V217H86ZM84 216H82V218H81V216H80V218H76V219H73V222L75 221V224H73V222H72V224H73V231L75 232V237H76V240H78L79 239V241L77 242L76 241V243L77 244H80V245H77L76 244V246L83 252H81V251H79V252H76V253H78V254H76L75 253V255H77V256H74V254H71L70 255V253H72V252H69L68 253V251H71V249H70V247H69V249H68V247H65L66 248V251L67 252H65L66 253V258L70 255L71 257V259L72 258H74L75 260H69L70 262V264H82L83 263V257H86V255H84L83 256V254L85 253V254H90V252H91V255L90 256H87V257H89V258H92V260L95 262V260H96V258H94V257H97V259L98 258H100V259H103L101 262H100V259H98L99 260V263H97L98 262V260H96V262H95V264L97 263V264H103L104 262V264H111V263H113V264H116L115 262H117V264H123V259H125V257H127L125 260H127V259H129V260H127V261H130L129 262V264H131V263H133L134 261H135V263L134 264H139L138 263V261H136L135 259H134V257L132 256V255H130L128 252H130V251H128V247L130 246V245H128L129 243H128V238H127V242L125 241V240H123V241H121V240H119L117 237V235H115L114 236V234H109L108 235V237H105L104 239H102V240H105L106 238V240H105V243L104 242H102V240H100V245H98V238H99V235H97L98 234V224L97 223H99L100 224V221L98 220L96 223H94L96 220L94 219L93 221V223H90L89 224V222H88V225L86 224V221H87V219H86ZM84 220H86L85 222H84ZM225 220H227V221H225ZM232 220V221H231ZM235 220H237V221H235ZM4 221H6V223H7V221L8 222H10V223H4L3 224V222ZM11 221L12 222H14V223H12L13 225L11 226L10 224H11ZM34 221L35 222H38V223H34ZM195 222H196V225L199 223L200 224V222H198V221H196V220H194ZM194 221H190L189 223L191 224V226L194 224V226H192V229H193V227L195 228V230L193 231V230H191L190 229V225H188L187 227H186V229H187V231H186V235H188L187 236V238L189 237L190 239H191V241L192 242H194L195 243V240H196V238L198 237V236H201L203 239H200L201 241L203 240V242H202V245L206 242V243H209V245H207L206 243L204 244V245H206V247L203 245V247H205V248H207V246H209L210 248H214V246H213V242L211 241V240H213V239H215V238H213V239H211L212 237L210 236H207V234H205V232H204V230H202V231H200L201 229V224L199 225H197L198 227L200 226V228H198L197 226L195 227V223H193ZM1 222H2V224H1ZM40 222H41V220L39 221L36 217L32 220V226L34 227V225L35 224H37L38 226H40V227H38V226H36L37 227V229H39V228H41V227H44V225L42 224V226L41 225H39L40 224ZM225 222H226V224H225ZM233 222V223H232ZM237 224H236V223ZM34 223V224H33ZM41 223H43V222H41ZM77 223V224H76ZM217 223V222H216ZM230 223V224H229ZM235 223V224H234ZM6 224V225H5ZM22 224V223H21ZM85 224H86V226H85ZM232 225V226H229V225ZM241 224H242V226L244 225V226H246V229L244 228V227H242L241 226ZM5 225V226H4ZM76 225L77 226H79V225H81L80 227H81V229L79 230L78 229V227H76ZM93 225V226H92ZM2 226L4 227L3 229H2ZM7 226V227H6ZM8 226H10V227H8ZM14 226V227H13ZM21 226H23V224L21 225ZM88 226V227H87ZM116 226H118V225H116ZM190 226V227H189ZM228 226V227H227ZM12 227H13V230H12ZM79 227V228H80ZM96 227V228H95ZM248 227V228H247ZM35 228V227H34ZM98 228V229H97ZM118 228V227H117ZM198 228V229H197ZM231 228V229H230ZM245 230H244V229ZM11 229V230H10ZM15 229V230H16ZM36 229V228H35ZM89 229V230H88ZM95 229V230H94ZM189 229H190V233H189ZM200 229V230H199ZM218 229V230H217ZM225 229V230H224ZM249 229V230H248ZM231 230V231H230ZM244 230V231H243ZM246 230H248V231H246ZM196 234H194L193 232ZM199 231V232H198ZM241 231H243L244 232V234L245 235H248V233L250 234L249 236H245V235H243V232L241 233ZM192 232V233H191ZM197 232V233H196ZM202 232H204V234H201ZM232 232V233H231ZM246 232H247V234H246ZM253 232V233H252ZM188 233V234H187ZM199 233V234H198ZM234 233H235V235H234ZM239 233H240V235H243V237H250L249 238V240H247L248 238H246V239H244V240H242V239H240V236H239V238H238V235H239ZM189 234H193V236H189ZM197 234H198V236H197ZM238 234V235H237ZM203 235V236H202ZM209 237L208 239H207V237ZM228 237H227V236ZM229 235H231V236H229ZM235 236V238H234V236ZM251 235H252V237H251ZM259 235V236H258ZM261 235H262V238H261ZM110 236V237H109ZM114 236V237H113ZM194 236H197V237H194ZM204 236H205V238L208 240V242L206 241V239H205V242H204ZM221 236V237H220ZM233 236V237H232ZM256 236H258V238L256 237ZM78 237V238H77ZM194 238V239H192V238ZM200 237V238H201ZM216 238L217 240L219 239V238ZM222 237H223V239H225L224 237H226L227 239H228V241L226 242V240H223L222 239ZM242 237V236H241ZM115 238V239H114ZM125 238V239H126ZM188 238V239H189ZM199 238V237H198ZM197 238V243L199 244V246H200V248L202 247L201 245H200V240ZM114 239V240H113ZM118 241H117V240ZM186 239V238H185ZM211 239V240H210ZM234 239H236V240H234ZM242 240V241H244L245 242V244L241 241V243H240V240ZM255 239V240H254ZM187 240V239H186ZM199 240V241H198ZM222 240H223V242H222ZM245 240H247V241H245ZM259 240H261V241H259ZM81 241V242H80ZM109 241H110V243H111V245H109L110 243H109ZM111 241H113V242H111ZM117 241V242H116ZM121 241V242H120ZM190 241V240H189ZM188 240H187V243H189V245L187 244V243H185V245H187L186 246V248H184V251H187V256L189 255V254H191V255H196V254H200V252L202 253L205 249H200L199 248V246L197 245V243L194 245V243H190ZM209 241H211V242H209ZM235 241H237V242H235ZM106 242H108V243H106ZM124 242V243H123ZM222 242V243H221ZM249 242V244L248 245H250V247L249 246H247L248 248H249V256H247V257H249L250 258V256H251V258H253V261H250L251 260V258L249 259V260H247L248 258L246 257V256H244V255H246V254H248L246 251V249H248L247 247H245L246 245H247V243ZM259 242V243H258ZM262 242V243H261ZM104 243V244H103ZM122 243H123V247H122ZM260 243H261V245H260ZM116 244H117V246L119 245V244H121V246L119 247H117L116 248ZM126 244V245H125ZM159 244V243H158ZM215 244V243H214ZM232 244V245H231ZM238 244H240V246L238 245ZM112 245H114L113 247H112ZM193 245H194V247H193ZM213 247H212V246ZM228 245V247H233V248H229L228 249V247L226 248V246ZM245 245V246H244ZM260 245V246H259ZM82 246V247H81ZM99 246V247H98ZM104 246L105 247H107V248H109V250L107 249V248H104ZM172 245H170L169 244V247H171ZM188 246H192L191 247V251H190V249L188 250ZM197 246V247H196ZM220 246V247H219ZM222 245H218V247L221 249V251L222 250H224V247L222 246ZM263 246V247H262ZM61 247H63L62 246V244H61ZM76 247V248H77ZM97 247V248H96ZM121 247L124 249V250H126V251H124L123 249V251L125 252V254H124V252L122 251V250H120L119 251V249H121ZM125 247V248H124ZM173 248L175 247L174 245L172 246ZM198 249V250H195L193 253H191L192 252V248L193 249H196V248ZM208 247V248H209ZM235 247V248H234ZM241 247H242V249H241ZM244 247H245V249H244ZM252 247V248H251ZM77 248V249H78ZM95 248V249H94ZM101 248H103L105 251H106V253H110V251H111V253L110 254H108V255H110L109 257L107 256V255H103L102 253H104L105 254V251L103 250V249H101ZM114 248H116V249H114ZM173 248H169L170 250L171 249H173ZM178 248H181V247H178ZM208 248L206 249V250H208ZM210 248H209V250H210ZM254 248V249H253ZM113 250V252L115 253H113L112 252V250ZM168 249V250H169ZM176 249H177V247H176ZM227 249V250H226ZM233 249V250H232ZM252 249V250H251ZM47 250H52V248L50 247V248H47ZM47 250H45V251H47ZM65 250V249H64ZM91 250V251H90ZM95 250H97V251H95ZM108 250V251H107ZM116 250H117V252H116ZM173 250H175V249H173ZM202 250V251H201ZM209 250L208 251H206V253L208 252V254L207 255H205L204 254V252L201 254V256H203V254H204V256H207V257H204V259H202V260H204L203 262H204V264H213V263H211V261L213 262V258H214V256H211V255H214V253L215 252H213V251H210L211 252V254L209 253ZM231 250V251H230ZM245 250V253L243 252ZM88 251V252H87ZM118 251H119V253H118ZM122 251V252H121ZM128 251V252H127ZM188 251H190L189 253H188ZM196 251H199L198 253L196 252ZM240 251V252H239ZM75 252V251H74ZM73 252V253H74ZM196 252V253H195ZM244 254H243V253ZM80 253H81V255L83 256H81L80 257ZM94 253V254H93ZM114 254V255H116V253H117V255H116V258H119L120 257V259H121V257H122V262L120 263V259H117V260H114L115 259V257H112V255L111 254ZM122 253H123V255H122ZM127 253V254H126ZM213 253V254H212ZM224 253V252H223ZM222 253V254H223ZM93 254V255H92ZM96 254V255H95ZM100 254H102V256H103V258L102 257H99V255ZM118 254H119V257H118ZM218 255V253H215V255ZM238 254V255H237ZM243 254V255H242ZM252 254V255H251ZM8 255L9 256H4V259L3 260H0V262H3V263H1V264H20V262H17V261H8L7 260V258L10 260H13L14 258H12V254L10 255L9 253H8ZM68 255V256H67ZM74 257H73V256ZM130 255V257L128 258V256ZM176 257H178L176 254H174ZM173 255V256H174ZM183 255H186V253L184 252V254ZM182 255V256H183ZM191 255H189V257L191 256ZM208 255H210V256H208ZM79 256V257H78ZM93 256V257H92ZM101 256V255H100ZM107 258H106V257ZM174 256V258H176ZM187 256H185L186 258V261L184 260V261H182V262H186L187 264H188V259L190 260V259H192L190 262L191 263H193L194 264V258L196 259V257L198 258V256L199 255H197V256H192L191 258H188ZM201 256H199V257H201ZM219 256V255H218ZM218 256H216L215 258H218V262L216 263V261H214V264H219V263H224L225 261L223 260V262L222 261H220L219 262V257ZM239 256V257H238ZM256 256V257H255ZM5 257H6V259H5ZM11 257V258H10ZM35 257V256H34ZM33 257V260L35 259ZM37 257V259H36V261L34 260H32L31 258H30V260H29V263L27 262L28 260H26V259H24V260H22L21 261V263L23 264V263H26V264H36V262H38V260H39V258H40V262H38V264H53L52 263V261H51V259L48 257H45V256H36ZM39 257V258H38ZM43 257H45V258H43ZM111 257V258H110ZM242 257V258H241ZM245 257L247 258V259H245ZM42 258H43V261H42ZM79 258V259H78ZM87 259V260H90V259ZM107 260H106V259ZM114 258V259H113ZM130 258L131 259H134L133 261L132 260H130ZM178 258H180V257H178ZM177 258V259H178ZM184 259V257H181V259L180 260H183ZM205 258H206V260H205ZM208 258V259H207ZM234 258V259H233ZM239 258V259H238ZM255 258V259H254ZM259 258H261V259H259ZM45 259H48V260H46L45 261ZM69 259V258H68ZM68 259H65V262L63 263V264H68ZM109 259L111 260V261H109ZM112 259H113V261H112ZM209 259H211V261L209 260ZM213 259V260H212ZM241 259V260H240ZM245 259V260H244ZM7 260V261H6ZM16 260V259H15ZM21 260V259H20ZM32 260V261H31ZM80 260H82V261H80ZM85 260V259H84ZM84 261V263H88V264H93L94 262H92V260H91V263H90V261ZM106 260V261H105ZM120 260V261H119ZM124 260V261H125ZM164 259L163 258H160L159 257V259L157 260L158 261V263H160V264H163L162 263V261H163ZM179 259H178V262H177V260H173L172 262H167V263H165L164 262V264H175V262H176V264L177 263H179V264H181L182 262L180 261ZM199 260H201V259H197V260H195L196 261V263L197 264H201L200 263V261ZM221 260H222V258H221ZM227 260V261H228ZM256 260V262H254ZM260 260V261H259ZM18 261H19V259H18ZM23 261H26V262H23ZM31 261V262H30ZM44 262V263H42V262ZM48 261H51V262H48ZM67 261V262H66ZM115 261V262H114ZM157 261L155 262H153V263H155V264H158L157 263ZM160 261V262H159ZM175 261V262H174ZM209 261V262H208ZM237 261V262H236ZM248 261V262H247ZM14 262V263H13ZM45 262H47V263H45ZM73 262V263H72ZM189 262V263H190ZM199 262V263H198ZM207 262V263H206ZM252 262H254V263H252ZM263 263H264V259H263V261H262ZM262 262H260V264L262 263ZM152 263V264H153ZM185 263V264H186ZM190 263V264H191ZM228 263H229V261H228ZM262 263V264H263ZM124 264H126V261H125V263ZM128 264V263H127ZM183 264V263H182ZM203 264V263H202ZM225 264H227V262H225Z\"/></svg>","mask_w":264,"mask_h":264}]
</instances>
